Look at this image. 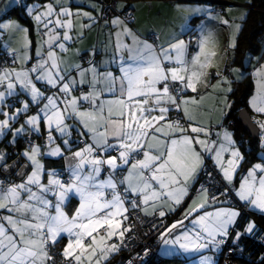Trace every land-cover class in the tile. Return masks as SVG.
<instances>
[{
  "label": "snow or ice",
  "instance_id": "obj_1",
  "mask_svg": "<svg viewBox=\"0 0 264 264\" xmlns=\"http://www.w3.org/2000/svg\"><path fill=\"white\" fill-rule=\"evenodd\" d=\"M98 2L89 11L64 0L0 4V35L24 33L23 50H6L20 66H0V264H111L126 250L124 264H193V256L195 264H264V159L246 161L223 123L246 65L231 69L235 80L230 66L208 71L212 22L230 29L225 52L233 56L242 24L195 0L179 31L157 43L118 14L115 0L111 18ZM24 17L41 37L34 57ZM101 20L109 29L107 58L98 63L93 48L87 66L65 59L73 33L79 39ZM251 75L256 92L248 103L264 116V64ZM201 85L223 94L215 128L190 109L199 101L188 92L199 95ZM253 119L264 151V119ZM49 159H63L64 167H47ZM245 163L251 166L237 185ZM188 199L180 218L169 219Z\"/></svg>",
  "mask_w": 264,
  "mask_h": 264
},
{
  "label": "crops",
  "instance_id": "obj_2",
  "mask_svg": "<svg viewBox=\"0 0 264 264\" xmlns=\"http://www.w3.org/2000/svg\"><path fill=\"white\" fill-rule=\"evenodd\" d=\"M213 1H216V0H199V2L204 6H206L207 3L213 4ZM6 2L7 0H0V4L6 3ZM33 2H35V0H33ZM52 2L55 3L56 0H52ZM194 2L195 0H127V1L119 2L120 4H118V7L122 8L123 10L124 8L133 9L134 10V20H133V24H131L130 26L141 37L147 38V36H149L150 34L156 35V42L159 43L161 41H164L167 37L172 35L174 32L179 31V27H180L183 17L188 15L185 9L191 6ZM64 3L68 4L69 2H67V0H64ZM89 5H90V2H85L83 6H80V8H82V10H85V11L92 10L89 7ZM232 5L234 4L232 3ZM72 6H73V11H75V8L78 7V6L74 7V5ZM100 8H101L100 4L97 3V10H99ZM96 14H98V12ZM224 14L226 17V11ZM22 15L23 14H21V16ZM13 19H16V15H13ZM23 19H25V21L21 19L20 23L23 26L28 27L30 29L29 36L31 40H33V46H35L34 49L32 48L30 50V55L34 56L36 44H37L35 43L36 37H38L39 39L41 37L37 35V31L33 25V22L28 17H24ZM198 22L199 21L194 20L193 24L198 23ZM84 23H87V21L85 20ZM210 26L213 27L214 30L221 28V25H219V23L215 21H213ZM77 27L79 30V22H77ZM31 33H33V37L31 36ZM108 33H109V29L105 27L104 23L99 24V25L95 23L94 26L85 28L83 30L82 37L79 39H76L77 33H73L74 42H69V47H68L67 52L62 53V55L64 56L65 59L71 61L72 63H80L79 56L81 54H87V53L90 54L91 50L95 48L96 54H97L96 61L100 63L107 58V56L110 54V51H111L110 49L106 50V45L108 42ZM9 34L10 32L4 35H0V51L8 54V52L6 51L7 49L23 50V44L20 47V49L12 46V44L10 43L11 40H9V37H10ZM20 36H21L22 41H19V43H23L24 33L21 32ZM229 36H230V29L226 27L225 28L226 47H227V40L229 39ZM184 39L187 40L188 36H185ZM194 46H195V41L192 42V47ZM57 51L59 50L57 49ZM18 65L19 63L15 64L13 67H16ZM225 68L226 67H224V69ZM227 74L229 75L231 79L235 80V78L232 75L233 72L230 69L228 70ZM211 82L216 83V80L212 79ZM234 84H233V89H234ZM188 95L195 96L197 101H199L197 105H190V109L193 112L196 120L203 123L205 126L208 125L209 120H210L211 125L215 128L220 123V119H221L220 108L224 107L222 103V100H223L222 92H220L219 89L214 90L210 87L205 91L203 85H201L200 90H199V95H197L196 93H192L191 91L188 92ZM201 96H203L202 100L200 99ZM251 96L252 94L248 98V101L251 98ZM228 99L231 102L230 95ZM247 105H248L249 110L251 111V115L253 118L255 117L259 119L260 117H263L255 113L252 110V108L249 106L248 102H247ZM224 110L228 111L226 107L224 108ZM223 123L225 126V122ZM0 141H3V142H0V149H4L6 139L3 137H0ZM22 148H23V145H22ZM22 148L20 150H22ZM64 164L65 162L63 160V165ZM240 177H241V174L237 173L236 175L237 185H238ZM190 195L192 197H195L196 193L192 192L190 193ZM191 202H192L191 199L186 200L183 206L177 209L175 216L169 217V219L180 218L184 209L187 208L188 205L191 204ZM76 203L77 201L74 200L73 205H75ZM72 210H74V208H71V210L69 211H72ZM185 223H187V221ZM119 256L120 255L116 256V259L113 260L111 264H115ZM195 259H196L195 256H193V264H195Z\"/></svg>",
  "mask_w": 264,
  "mask_h": 264
},
{
  "label": "trees",
  "instance_id": "obj_3",
  "mask_svg": "<svg viewBox=\"0 0 264 264\" xmlns=\"http://www.w3.org/2000/svg\"><path fill=\"white\" fill-rule=\"evenodd\" d=\"M222 3L225 4L226 2H222ZM227 4L228 3H226L225 6ZM246 4L257 7L260 10L250 9V8L247 9L246 21H242V32L240 33V46L234 57L235 63H233L232 65H236V64L240 65L243 62L245 55L249 54L250 52L251 55L257 54L258 51L260 50V40L264 36V0H249V3ZM112 16L113 15H111L110 18ZM22 20L25 21V19ZM131 24H133V21L130 23V25ZM31 36L33 37V33H31ZM96 59H97V54L95 55V60ZM84 66H87V64H85ZM249 70L250 69L246 67L245 77L239 82L234 84V89H233L234 91L232 94H230L231 103H232L231 114L227 117L226 120H224V122L225 123L228 121L233 122L232 131H234L235 139L239 143L241 151L245 154L246 161L255 163L258 162L257 158L264 159V151H261L259 147L258 138L251 139L249 134L243 129V127L237 120V112L242 108H245L251 115V111L249 110L247 105L248 98L250 97L253 91L252 79ZM20 149H18V151ZM250 166H251L250 163H245L243 168H241V170L238 173L242 174ZM47 167L62 168L64 167L63 159L55 160V161L53 159H49L47 161ZM69 210H71V208ZM257 222L260 223L258 218H257ZM241 223H243V220H241ZM246 244L250 249H252L253 252H257L259 250L257 244L251 240L246 241ZM118 255L125 256L124 252ZM161 264H169V262L162 261ZM230 264H237V261H232L230 262Z\"/></svg>",
  "mask_w": 264,
  "mask_h": 264
},
{
  "label": "rangeland",
  "instance_id": "obj_4",
  "mask_svg": "<svg viewBox=\"0 0 264 264\" xmlns=\"http://www.w3.org/2000/svg\"><path fill=\"white\" fill-rule=\"evenodd\" d=\"M216 1H222V2L228 3L225 6L226 18H229V19L236 18L235 19L236 23H241L242 22L239 19V17H240L242 12L247 10V7L246 8H242L240 6L241 5H247L246 3H249V0H216ZM67 2L72 3V5H74V7L75 6L80 7V6H83V4L85 2H91V1L90 0H67ZM232 3L234 5H232ZM210 5H211L212 8H214V6H215V4H210ZM206 6H208V3L206 4ZM222 14L225 16L224 13H222ZM34 27H35V25H34ZM225 28H226V26H221V28H219L217 30H214L215 43H214V45H212V51H214L215 55L212 58V66L209 68V72H211L212 74H215L217 71H223L224 67L230 66V67H228V70L229 69L231 70L232 68H236V67L240 66V65H237V64L236 65H232L235 55L233 56V53H232V51L230 49H228L227 54L225 52V49H226V45H225L226 44V41H225ZM37 35H38V33H37ZM9 36H10L9 40H11L10 43L12 44V46L15 47V48L20 49L22 44H24V42L23 43H19V41H22L20 33L13 34V33L10 32ZM29 39L31 40L30 36H29ZM40 39L38 37H36L35 43H37V41H39ZM6 41H7V39H6ZM31 42H32L31 49L32 48L34 49L35 46H33V40H31ZM248 55L249 54L245 55L243 63L246 65L247 68L250 69L249 73H250V76H251V79H252V85H253L252 96H253L255 94V92H256V83H255L254 78L251 75V72L253 71V69L255 67H258L260 64H264V59L257 60V58L264 56V36L260 40V50L258 51V53L255 54V55H251L252 56L251 63H248V61L246 59V57ZM10 66H14V65L11 64ZM19 66L20 65H18L16 67H19ZM232 75L236 79V73L233 72ZM259 119H264V116L260 117ZM221 261H222V259H221Z\"/></svg>",
  "mask_w": 264,
  "mask_h": 264
},
{
  "label": "built area",
  "instance_id": "obj_5",
  "mask_svg": "<svg viewBox=\"0 0 264 264\" xmlns=\"http://www.w3.org/2000/svg\"><path fill=\"white\" fill-rule=\"evenodd\" d=\"M122 1H127V0H115V3L119 4V2H122ZM100 4V7H103L106 11V15L110 18L111 15H113V10L110 9V5L113 3V0H99L98 2ZM247 8H250V9H258L260 10L259 8L257 7H254V6H251V5H247ZM214 9L216 12H220V13H224L225 12V5L222 3V2H216L215 3V6H214ZM118 14H121V15H124V16H129L131 17V22L134 20V10L131 9V8H125L122 12L118 13ZM103 22V20L99 21L97 25L101 24ZM147 38L152 41V40H156V35L154 34H150L149 36H147ZM81 58H83V62H84V65L87 64V60L89 59V54H81L79 56V61L80 63L82 62L81 61ZM7 61V64H5L4 62ZM11 65V57L5 53V52H0V66H10ZM214 75V74H213ZM182 115V113H181ZM175 116V113H173V117ZM225 127L226 128H229L230 130L233 129V122L232 121H228L225 123ZM9 151H12V152H16L17 149H9ZM148 221L151 220V217H147L146 218ZM149 227V224L148 223H145L142 228H141V231H147ZM124 254L125 256L124 257H127L129 255L128 251H124ZM224 263L223 259H222V264ZM117 264H124V262L122 260L119 259L118 263Z\"/></svg>",
  "mask_w": 264,
  "mask_h": 264
},
{
  "label": "water",
  "instance_id": "obj_6",
  "mask_svg": "<svg viewBox=\"0 0 264 264\" xmlns=\"http://www.w3.org/2000/svg\"><path fill=\"white\" fill-rule=\"evenodd\" d=\"M216 2H219V1H216ZM241 112L246 114L247 120H244L241 117ZM237 120L241 124L243 129L249 134L251 139H257L258 138L256 136V133L259 132V129H258V127L255 126V123L253 122L250 113L245 108H242V109L238 110V112H237ZM13 178H15V177H13ZM119 259H120V257H119Z\"/></svg>",
  "mask_w": 264,
  "mask_h": 264
},
{
  "label": "clouds",
  "instance_id": "obj_7",
  "mask_svg": "<svg viewBox=\"0 0 264 264\" xmlns=\"http://www.w3.org/2000/svg\"><path fill=\"white\" fill-rule=\"evenodd\" d=\"M219 2H222V1H219ZM216 3V1H213V4H215ZM225 5V4H224ZM225 13V12H224ZM21 145H23L22 143H21ZM17 151H18V149H17ZM118 261H119V258H118V260L116 261V263H118Z\"/></svg>",
  "mask_w": 264,
  "mask_h": 264
}]
</instances>
